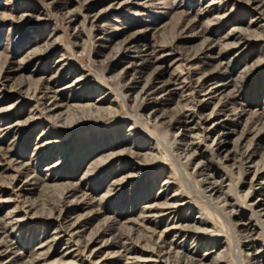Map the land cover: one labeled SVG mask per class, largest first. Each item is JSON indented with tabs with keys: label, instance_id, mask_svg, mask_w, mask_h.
<instances>
[{
	"label": "rangeland",
	"instance_id": "obj_1",
	"mask_svg": "<svg viewBox=\"0 0 264 264\" xmlns=\"http://www.w3.org/2000/svg\"><path fill=\"white\" fill-rule=\"evenodd\" d=\"M213 258L264 264V0H0V264Z\"/></svg>",
	"mask_w": 264,
	"mask_h": 264
},
{
	"label": "bare ground",
	"instance_id": "obj_2",
	"mask_svg": "<svg viewBox=\"0 0 264 264\" xmlns=\"http://www.w3.org/2000/svg\"><path fill=\"white\" fill-rule=\"evenodd\" d=\"M185 77V76H184ZM78 82L79 81H77L76 83L78 84ZM148 85V84H147ZM205 85V84H204ZM41 87V86H40ZM196 89V88H195ZM35 91H37V90H35ZM45 91V90H44ZM151 88H148L147 86H144L143 87V89L141 90V92L139 93V95H138V97H141V98H146V97H148L150 94H151ZM204 92V91H203ZM36 94V93H35ZM45 94V93H44ZM51 95V94H50ZM45 96V95H44ZM137 97V98H138ZM51 98V97H50ZM55 99V98H54ZM36 100V99H35ZM49 100V99H48ZM38 101H40V100H38ZM103 102V99L102 100H100V99H97L93 104H90L91 105V107H92V109L93 110H95L96 111V113H101V111H102V109H100V107H101V103ZM40 103V102H39ZM41 104V103H40ZM43 104V103H42ZM49 104V103H48ZM52 104V103H51ZM42 106H44V105H42ZM81 106V105H80ZM77 106V108L79 109H85V107H89L88 105H84V106ZM50 107V106H49ZM52 107V106H51ZM197 107V106H196ZM48 109V108H47ZM51 109V108H50ZM77 109V110H78ZM197 109V108H196ZM50 112V111H49ZM109 113H112V112H109ZM187 113V112H186ZM189 113V112H188ZM197 116H198V114H196ZM188 120V119H187ZM190 120V119H189ZM202 122H203V120H202ZM206 124V123H205ZM199 125H202V124H199ZM180 126V125H179ZM183 127V126H182ZM181 128V127H180ZM184 128V127H183ZM189 129V128H188ZM185 132V131H184ZM184 132H183V134H184ZM190 132V131H189ZM198 132V131H197ZM206 133V132H205ZM180 134V133H179ZM209 135V134H208ZM180 136V135H179ZM193 136V135H192ZM203 136V135H202ZM204 137V136H203ZM206 138V137H205ZM204 138V139H205ZM187 139V138H186ZM203 139V140H204ZM210 139V138H209ZM196 140V139H195ZM194 140V141H195ZM219 141V140H218ZM177 142H179V141H177ZM182 142V141H181ZM199 143H201V141L199 142ZM221 143V142H220ZM215 145H216V142H215ZM183 146V145H182ZM181 147V146H180ZM150 148V147H149ZM183 148V147H182ZM186 149V148H185ZM191 149H192V147H191ZM187 151H189L188 149H187ZM192 151H193V149H192ZM194 151H195V149H194ZM150 152V151H149ZM245 153H246V150L244 151ZM151 153V152H150ZM190 154V153H189ZM193 155V154H192ZM182 156H184V155H182ZM194 158V157H193ZM247 159V158H246ZM244 160V159H243ZM201 161V160H200ZM190 162V161H189ZM191 162H192V160H191ZM199 163V162H198ZM262 165V164H261ZM260 170V169H259ZM185 173V172H184ZM185 176V175H184ZM256 177V176H255ZM258 178V177H257ZM188 179V178H187ZM254 179V178H253ZM255 180V179H254ZM216 181V180H215ZM216 188V187H215ZM71 192V191H70ZM216 195V194H215ZM224 195V194H223ZM213 197H214V195H213ZM225 197V196H224ZM226 199V198H225ZM162 203H160V205H161ZM165 204H167V201L165 202ZM171 204H173V203H171ZM220 204V203H219ZM158 205V204H157ZM169 206V205H168ZM170 207H172L173 208V206H170ZM162 208V207H161ZM164 208V207H163ZM167 208V207H166ZM159 210V209H158ZM152 211V210H151ZM143 212H145V211H143ZM148 212V211H147ZM150 212V211H149ZM156 212V211H155ZM152 213V212H151ZM151 215H153V214H151ZM157 215V214H156ZM147 216V215H146ZM152 218H153V216H151ZM151 219V218H150ZM138 220V219H137ZM136 220V221H137ZM198 230H199V228H197ZM201 229V228H200ZM129 230V229H128ZM249 234V233H248ZM144 236V235H143ZM146 237V236H145ZM148 237V236H147ZM187 237V236H186ZM246 238V237H245ZM99 239V238H98ZM144 239H146V238H144ZM148 239V238H147ZM146 239V240H147ZM150 239V238H149ZM248 239V238H247ZM145 240V241H146ZM151 240V239H150ZM149 241V240H148ZM93 243V242H92ZM95 244V243H94ZM122 250V249H121ZM130 250V249H129ZM5 252V251H4ZM155 252V251H154ZM118 253V252H117ZM156 253V252H155ZM158 253V252H157ZM95 254V253H94ZM122 254V253H121ZM172 254V253H171ZM126 255V254H125ZM166 255V254H165ZM221 255V254H220ZM163 256V255H162ZM219 256V255H218ZM220 258V257H219ZM155 259V258H154ZM222 259V258H221ZM220 259V260H221ZM239 259V258H238ZM143 260V259H142ZM215 261H218L216 258H213V260H212V262L211 263H209V264H215L214 262ZM155 262V261H154ZM137 263V262H136Z\"/></svg>",
	"mask_w": 264,
	"mask_h": 264
}]
</instances>
